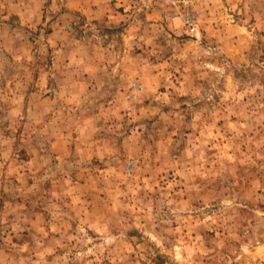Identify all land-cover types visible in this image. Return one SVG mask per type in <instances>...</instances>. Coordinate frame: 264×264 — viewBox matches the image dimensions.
I'll use <instances>...</instances> for the list:
<instances>
[{
	"label": "rangeland",
	"instance_id": "374dc122",
	"mask_svg": "<svg viewBox=\"0 0 264 264\" xmlns=\"http://www.w3.org/2000/svg\"><path fill=\"white\" fill-rule=\"evenodd\" d=\"M0 264H264V0H0Z\"/></svg>",
	"mask_w": 264,
	"mask_h": 264
}]
</instances>
